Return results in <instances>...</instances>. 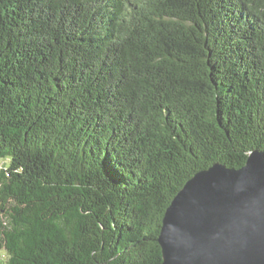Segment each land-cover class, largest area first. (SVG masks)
Masks as SVG:
<instances>
[{"label":"trees","instance_id":"1","mask_svg":"<svg viewBox=\"0 0 264 264\" xmlns=\"http://www.w3.org/2000/svg\"><path fill=\"white\" fill-rule=\"evenodd\" d=\"M264 151V0H0V264H162L171 199Z\"/></svg>","mask_w":264,"mask_h":264},{"label":"water","instance_id":"2","mask_svg":"<svg viewBox=\"0 0 264 264\" xmlns=\"http://www.w3.org/2000/svg\"><path fill=\"white\" fill-rule=\"evenodd\" d=\"M162 264H264V151L213 163L171 199L157 238Z\"/></svg>","mask_w":264,"mask_h":264},{"label":"rangeland","instance_id":"3","mask_svg":"<svg viewBox=\"0 0 264 264\" xmlns=\"http://www.w3.org/2000/svg\"><path fill=\"white\" fill-rule=\"evenodd\" d=\"M0 255H1V254H0ZM1 258H4V257L1 256L0 259H1Z\"/></svg>","mask_w":264,"mask_h":264}]
</instances>
